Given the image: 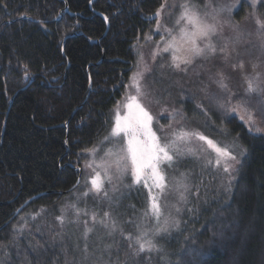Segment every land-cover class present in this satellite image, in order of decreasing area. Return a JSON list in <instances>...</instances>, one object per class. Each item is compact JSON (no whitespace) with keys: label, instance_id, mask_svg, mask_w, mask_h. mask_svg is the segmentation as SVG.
<instances>
[{"label":"trees","instance_id":"16d2710c","mask_svg":"<svg viewBox=\"0 0 264 264\" xmlns=\"http://www.w3.org/2000/svg\"><path fill=\"white\" fill-rule=\"evenodd\" d=\"M164 2L0 0V245L25 201L34 197L19 213L54 209L79 186L87 151L113 123L133 45L153 28ZM193 103L179 102L188 122L200 121L210 133L214 123L240 142L243 155L225 191L211 169L199 171L192 161L193 196L180 225L161 232L159 263L264 264V134L214 111L206 112L213 123L204 124Z\"/></svg>","mask_w":264,"mask_h":264},{"label":"rangeland","instance_id":"374dc122","mask_svg":"<svg viewBox=\"0 0 264 264\" xmlns=\"http://www.w3.org/2000/svg\"><path fill=\"white\" fill-rule=\"evenodd\" d=\"M184 6L217 28L210 41L197 40L202 48L210 42L217 52L206 50L203 55L191 56L190 63L182 62L190 55L187 50L191 45L182 38L181 29L192 30L180 19ZM235 10L239 18H235ZM158 12L153 28L133 45V70L113 109V123L87 151L79 186L65 194L54 209L29 208L18 213L8 228L7 240L0 245V264H160L161 232L177 224L193 196L197 170L192 161L199 171L211 169L216 188L225 191L243 155L240 142L213 126L206 112L234 115L251 131L264 134L261 93H249L246 82V78L258 77L256 83L264 88V29L256 22H264V0H165ZM221 48L225 52H220ZM241 63L242 69L233 67ZM221 77L227 88L220 86ZM186 96L202 111L203 123H213L211 133L200 121L188 122L179 105ZM130 97H136L152 117L151 129L162 142L164 137L176 140L174 134L181 132L198 133L235 159L219 156L207 140L189 136L169 149L171 162L159 164L165 177L163 189L150 178L147 186L144 179L136 183L130 162L127 172L117 170L115 161L124 155L121 149L127 141L122 133L112 135L117 117L127 113ZM109 152L115 155H107ZM97 172L102 181L100 191L91 183ZM153 198L159 205V216L153 214ZM137 238L151 241L154 247L139 251Z\"/></svg>","mask_w":264,"mask_h":264},{"label":"snow or ice","instance_id":"6c2138e0","mask_svg":"<svg viewBox=\"0 0 264 264\" xmlns=\"http://www.w3.org/2000/svg\"><path fill=\"white\" fill-rule=\"evenodd\" d=\"M255 2V0H254ZM185 11L181 14L180 19L186 20L189 25H191V31H186L181 29L182 38L189 43L191 46L188 48L189 56L183 59V63H190L191 56H200L205 54L206 50L208 53L215 54L217 52L216 46L212 45L210 42L205 44L202 48L197 44V40L207 39L210 41L211 37L216 34L217 28L215 24L208 23L205 19H202L197 11L192 10L188 6H184ZM159 15V12H157ZM180 21L178 20L177 23ZM257 24L261 29H264V22L257 19ZM169 47H173L172 44ZM168 49L166 48L165 51ZM220 52H225L224 48L219 50ZM178 58L173 57L176 61ZM179 67V63L176 64ZM233 67L243 68L244 65L241 63L239 65H233ZM255 67V66H254ZM258 77H253L252 79L246 78L247 91L249 93H261L260 103L264 105V88L260 84L256 83ZM264 84V81H261ZM220 86L222 88H227V85L223 83V77L220 80ZM137 91L139 92V85H137ZM127 113L121 118L117 117L115 127L112 130L113 136H120L122 133L126 138V148H122L121 152L124 153L123 156H117L115 164L117 170L121 172H127L129 162L131 166V174L134 177L136 183H140L141 179L145 180V185L147 186V179H151L157 188L163 189L164 187V175L161 173L159 164L173 160V156L169 154V149H174L176 147L177 140H184L189 136H198L200 140H207L206 137L199 135L198 133H186L181 132L176 135V140H167V137H158L155 132L151 129L152 117L144 109V107L138 102L136 97H130L129 102L126 105ZM251 119V116L249 117ZM210 147L214 148L219 156H229L231 159H235L226 150L216 147L211 140H207ZM191 151V150H189ZM107 155H115L111 152ZM219 160L216 161L219 164ZM211 163V161H208ZM227 171V168L225 169ZM105 174H107V168L105 169ZM93 188L96 191L102 189V181L100 179V173L97 172L96 176L91 181ZM107 195V193H105ZM153 214L159 216L160 208L153 198V203L151 205ZM108 213H105L107 216ZM95 220V216H93ZM137 243L139 244V251H144L146 248L151 250L154 245L151 241L141 242L140 238H137Z\"/></svg>","mask_w":264,"mask_h":264},{"label":"water","instance_id":"95a60500","mask_svg":"<svg viewBox=\"0 0 264 264\" xmlns=\"http://www.w3.org/2000/svg\"><path fill=\"white\" fill-rule=\"evenodd\" d=\"M64 11H67V5H65V8H64ZM59 16H61V12L59 13ZM27 16L26 15H22V16H20L19 18H26ZM107 22V21H106ZM90 42H95V43H98L99 42V39H96V40H92V39H88ZM67 125V124H66ZM79 179H80V176H79V178H78V180H77V183H78V181H79ZM76 183V184H77ZM75 184V185H76ZM61 193V192H60ZM37 196H39V195H36L35 197H37ZM34 198V197H33ZM33 198H31V199H29V200H27V201H25L20 207H18L17 209H16V211L13 213V215L11 216V218L7 221V222H10L11 220H13L15 217H16V215L21 211V209L23 208V207H25L27 204H28V202L30 201V200H32Z\"/></svg>","mask_w":264,"mask_h":264}]
</instances>
